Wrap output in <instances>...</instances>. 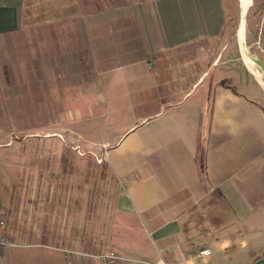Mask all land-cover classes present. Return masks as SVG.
Segmentation results:
<instances>
[{
    "label": "crops",
    "instance_id": "1",
    "mask_svg": "<svg viewBox=\"0 0 264 264\" xmlns=\"http://www.w3.org/2000/svg\"><path fill=\"white\" fill-rule=\"evenodd\" d=\"M232 6L0 0V264H264V37L229 66Z\"/></svg>",
    "mask_w": 264,
    "mask_h": 264
},
{
    "label": "rangeland",
    "instance_id": "2",
    "mask_svg": "<svg viewBox=\"0 0 264 264\" xmlns=\"http://www.w3.org/2000/svg\"><path fill=\"white\" fill-rule=\"evenodd\" d=\"M231 3H233V9H234V18L232 22L229 25V29L227 32V35L225 38L229 39V63L228 65H232L231 67H235L233 65L238 62V55L240 52V49L238 48V30L239 25H241V18H242V10H241V3L240 0H230ZM247 15V22H246V33H245V39L246 42L249 44H255L256 42H263L261 39L264 37V0H252V4L249 7ZM221 48V46H220ZM254 51L255 53L259 54L262 58L264 57L263 53L261 52V48L254 45ZM252 52V50H251ZM254 54V52H252ZM234 63V64H232ZM13 139V138H12ZM9 142H11V140ZM2 145V144H1ZM7 145V144H4ZM37 148H34L32 150V154L34 155L35 152H39L41 146L37 145ZM40 147V148H39ZM43 149V148H42ZM29 150L22 151L24 154L27 153ZM30 152V151H29ZM27 164L30 166H44L45 160L42 158H31L27 161ZM90 166L85 170V173L83 170H81V173L77 175V167H72L71 171L72 174H70L69 179L70 181L78 182H92L96 183L98 186V191L101 193L102 200L108 205L111 206L112 204V198L114 196V189L116 186V181L114 177L112 176L111 172L108 170V168L102 164L99 175H97V170L93 171ZM95 172V175L93 176V173ZM104 198V199H103ZM106 200V201H105Z\"/></svg>",
    "mask_w": 264,
    "mask_h": 264
},
{
    "label": "built area",
    "instance_id": "3",
    "mask_svg": "<svg viewBox=\"0 0 264 264\" xmlns=\"http://www.w3.org/2000/svg\"><path fill=\"white\" fill-rule=\"evenodd\" d=\"M7 231H8L7 222L5 220H0V250H6L16 245L11 240V238L6 235ZM211 255H212V252L210 249H204L200 252L199 257L209 258ZM100 258L105 264H112L114 261L126 260L125 258H122L121 256H118L117 254L113 252L100 256ZM139 263L152 264V263L144 262V261H139ZM159 264H166V263L164 261H161Z\"/></svg>",
    "mask_w": 264,
    "mask_h": 264
},
{
    "label": "bare ground",
    "instance_id": "4",
    "mask_svg": "<svg viewBox=\"0 0 264 264\" xmlns=\"http://www.w3.org/2000/svg\"><path fill=\"white\" fill-rule=\"evenodd\" d=\"M240 1H241V10H242L241 11L242 12V20H241V23H240L241 24L240 25V30L241 31L239 30V33H240L239 38H240V41L243 43V42H245V36H246L245 33H246V22H247V15H248L247 12L249 10V7L252 4V0H240ZM247 52L244 53L245 61L251 67V66L255 65L254 62H253V61H255V59L249 53H247Z\"/></svg>",
    "mask_w": 264,
    "mask_h": 264
},
{
    "label": "water",
    "instance_id": "5",
    "mask_svg": "<svg viewBox=\"0 0 264 264\" xmlns=\"http://www.w3.org/2000/svg\"><path fill=\"white\" fill-rule=\"evenodd\" d=\"M255 63L258 64L259 66H261L264 69V65L259 60L256 59Z\"/></svg>",
    "mask_w": 264,
    "mask_h": 264
}]
</instances>
